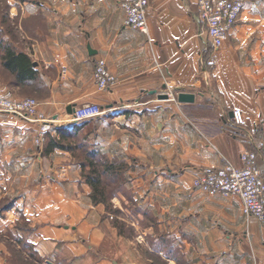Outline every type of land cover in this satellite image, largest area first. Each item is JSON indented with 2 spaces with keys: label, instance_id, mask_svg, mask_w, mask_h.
<instances>
[{
  "label": "crops",
  "instance_id": "0c3cea01",
  "mask_svg": "<svg viewBox=\"0 0 264 264\" xmlns=\"http://www.w3.org/2000/svg\"><path fill=\"white\" fill-rule=\"evenodd\" d=\"M119 2L17 0L22 29L0 39L31 59L37 77L17 84L0 47V96L36 99L56 120L50 136L99 122L93 142L110 163L125 164L133 199L125 212H143L129 217L133 233L121 232L92 203L68 152L38 153L37 122L0 112V202H9L0 208V264H160L156 253L164 264H264V222L246 218L237 195L192 185L202 167L241 166L244 149L258 153L264 177V0H244L216 50L195 0H148L146 33L123 23ZM99 57L116 77L105 91L92 77ZM183 91L194 101L180 103ZM87 103L102 115L71 124ZM149 217L142 230L157 252L134 228Z\"/></svg>",
  "mask_w": 264,
  "mask_h": 264
},
{
  "label": "built area",
  "instance_id": "2783aa9c",
  "mask_svg": "<svg viewBox=\"0 0 264 264\" xmlns=\"http://www.w3.org/2000/svg\"><path fill=\"white\" fill-rule=\"evenodd\" d=\"M200 20L206 26L213 50L220 48L228 39L230 30L239 21L244 8V0H195ZM123 10V23L132 29L147 32L148 0H120ZM213 63V62H212ZM212 63H210L212 67ZM93 82L100 91L109 90L116 82L114 73L107 67L104 58L95 59L93 65ZM39 102L31 97L11 99L0 96V112H9L15 116L29 118L38 124L35 144L43 143L48 126L56 123L52 117L44 116L38 110ZM103 110L97 104H82L70 114L71 121L93 119L102 115ZM233 122L243 125L239 109L232 111ZM264 142V133L262 134ZM241 166L226 163L215 167H202L192 179L193 188L207 194L222 196L237 195L242 200V212L247 217H255L264 222V177L257 165L258 153L244 149L240 152Z\"/></svg>",
  "mask_w": 264,
  "mask_h": 264
},
{
  "label": "rangeland",
  "instance_id": "374dc122",
  "mask_svg": "<svg viewBox=\"0 0 264 264\" xmlns=\"http://www.w3.org/2000/svg\"><path fill=\"white\" fill-rule=\"evenodd\" d=\"M17 0H0V35L4 34H18L19 31H21V27L19 24V21H17V8H16ZM1 40V39H0ZM2 41V40H1ZM3 42V41H2ZM73 121L70 119V123L72 124ZM75 123V122H73ZM97 125H101L99 122L96 123L93 122L83 130L81 129H74L77 128L75 126L71 127L66 125L67 127L63 128L64 132H55L54 134L48 135L41 144L42 147L39 148L38 153H45V146L48 142V139L51 138L57 139L58 142L64 145H69V150H62L57 148L58 150L68 152V155L71 159V161L78 167L81 168V171L84 173L83 175L86 177V175L91 174L92 176H95V174L92 173V168H90V162H93L94 168L97 171V174L100 176L101 180V187L104 191L103 201L101 200L100 196H98V204L102 208V216L106 217L111 221V223H114L116 221L115 225L117 227L122 226L123 231L126 235L129 236V233H133V228L130 225L129 217L134 214H136L138 211L142 213L141 210H137L133 207V209L129 213L125 212V208L127 207V204H132V191L129 189V187L126 186V176H124L121 172L125 167V164L122 162H115V168H112V170H108L107 172H104L106 170V165L109 162V159L107 158L106 153H104L102 150H100L97 147V143L93 142L92 140V134L91 131H95ZM103 125V123H102ZM71 127V128H70ZM54 128V127H53ZM75 132V133H74ZM49 133V132H47ZM66 136V137H62ZM59 138V139H58ZM47 139V140H46ZM104 150V149H103ZM106 151V150H105ZM49 153V152H48ZM46 152V154H48ZM58 154L60 152H57ZM118 167V168H117ZM117 168V172H115L114 169ZM96 174V175H97ZM90 186V185H89ZM7 203L8 201L0 202V208L5 207L3 204ZM96 204V205H98ZM132 206V205H130ZM149 217L146 221H139L134 222L135 223V230L138 231L139 235L141 236V241L144 246H148V249H152L153 251L157 252V245L153 244L149 237H147L145 231H143V227L145 225L150 224ZM15 254L17 256V259L21 255L20 251L14 248ZM148 254V253H147ZM157 255V256H156ZM155 258H157V262H160V264H164L165 260H161L162 257L156 253ZM159 255V256H158ZM19 260V259H18ZM21 262V260H20ZM19 264V263H18ZM20 264H25L24 262ZM29 264V263H26Z\"/></svg>",
  "mask_w": 264,
  "mask_h": 264
},
{
  "label": "trees",
  "instance_id": "16d2710c",
  "mask_svg": "<svg viewBox=\"0 0 264 264\" xmlns=\"http://www.w3.org/2000/svg\"><path fill=\"white\" fill-rule=\"evenodd\" d=\"M0 47L3 50V66L7 67L9 70L13 71L17 75V84H26L30 81L35 80L37 77V71L33 69L31 59L27 57L24 53L20 52L19 54H15V52L11 49V47L8 44L2 43L0 40ZM83 121V120H81ZM76 129V128H75ZM57 131L59 132H64L63 128H56ZM75 133V132H74ZM66 137V136H62ZM48 138V135H47ZM59 139V138H58ZM47 140V139H46ZM55 148H59L62 150H69L70 146L69 145H64L61 144L60 142L57 141V139L51 138L50 140L48 139V142L45 146L44 152L50 153L52 150ZM115 162H108L106 165V170L104 172H107L108 170H112V168H115ZM93 162H90V168H92V173L95 174V176H92L91 174L86 175V182L90 185L92 188L91 192V200L92 203L98 204V196H100L101 200L103 201V196H104V191L103 188L101 187V180L99 174H97V171L94 168ZM118 168V167H117ZM108 169V170H107ZM97 174V175H96ZM116 221H114V224ZM120 231L122 232V226H120Z\"/></svg>",
  "mask_w": 264,
  "mask_h": 264
},
{
  "label": "water",
  "instance_id": "95a60500",
  "mask_svg": "<svg viewBox=\"0 0 264 264\" xmlns=\"http://www.w3.org/2000/svg\"><path fill=\"white\" fill-rule=\"evenodd\" d=\"M35 64V63H34ZM154 90L151 92L152 94H154ZM159 97L161 98H168L167 95H160ZM177 99L180 103H183V102H193L194 99H195V96L193 93H190V92H180L177 94ZM68 112H71V108H69Z\"/></svg>",
  "mask_w": 264,
  "mask_h": 264
}]
</instances>
